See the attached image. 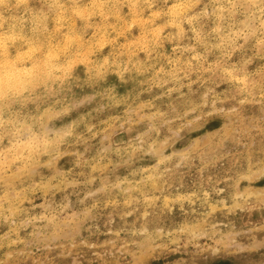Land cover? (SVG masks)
Returning <instances> with one entry per match:
<instances>
[{
  "label": "clouds",
  "instance_id": "clouds-1",
  "mask_svg": "<svg viewBox=\"0 0 264 264\" xmlns=\"http://www.w3.org/2000/svg\"><path fill=\"white\" fill-rule=\"evenodd\" d=\"M231 104L264 109V0H0V223L75 182L65 156L131 172Z\"/></svg>",
  "mask_w": 264,
  "mask_h": 264
},
{
  "label": "rangeland",
  "instance_id": "rangeland-1",
  "mask_svg": "<svg viewBox=\"0 0 264 264\" xmlns=\"http://www.w3.org/2000/svg\"><path fill=\"white\" fill-rule=\"evenodd\" d=\"M57 167L75 182L26 200L22 226L0 223V264H264L258 105L177 122L131 172Z\"/></svg>",
  "mask_w": 264,
  "mask_h": 264
},
{
  "label": "bare ground",
  "instance_id": "bare-ground-1",
  "mask_svg": "<svg viewBox=\"0 0 264 264\" xmlns=\"http://www.w3.org/2000/svg\"><path fill=\"white\" fill-rule=\"evenodd\" d=\"M151 148V147H150ZM264 169V168H263ZM262 170V169H261ZM261 170L259 171L260 173H261ZM253 173H255L254 171H252ZM259 172H257V173H259ZM264 173H263V171H262V175H263ZM254 175H256V174H254ZM261 175V174H260ZM250 176H252V175H250ZM257 176V175H256ZM255 176V177H256ZM245 178V177H244ZM247 178V177H246ZM248 179H250L249 177H248ZM251 179H254L253 177L251 178ZM251 181V180H250ZM156 184V183H155ZM157 185V184H156ZM157 187V186H156ZM155 188V187H154ZM254 191V190H253ZM258 192H260V191H258ZM257 192V193H258ZM254 193V192H253ZM261 193V192H260ZM264 194V193H263ZM261 196H262V193H261ZM256 197V196H255ZM261 199H263V198H261ZM264 200V199H263ZM235 203V202H234ZM261 203V202H260ZM264 203V202H263Z\"/></svg>",
  "mask_w": 264,
  "mask_h": 264
}]
</instances>
